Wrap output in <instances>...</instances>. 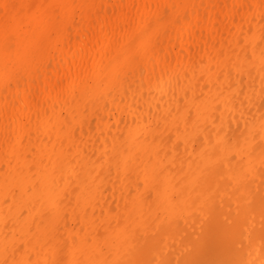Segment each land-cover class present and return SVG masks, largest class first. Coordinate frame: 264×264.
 <instances>
[{
    "label": "bare ground",
    "instance_id": "bare-ground-1",
    "mask_svg": "<svg viewBox=\"0 0 264 264\" xmlns=\"http://www.w3.org/2000/svg\"><path fill=\"white\" fill-rule=\"evenodd\" d=\"M0 264H264V0H0Z\"/></svg>",
    "mask_w": 264,
    "mask_h": 264
}]
</instances>
